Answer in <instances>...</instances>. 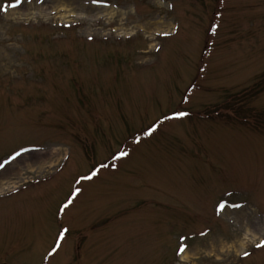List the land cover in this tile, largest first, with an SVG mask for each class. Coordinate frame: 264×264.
Listing matches in <instances>:
<instances>
[{"label":"rangeland","instance_id":"374dc122","mask_svg":"<svg viewBox=\"0 0 264 264\" xmlns=\"http://www.w3.org/2000/svg\"><path fill=\"white\" fill-rule=\"evenodd\" d=\"M0 164V264H264V0H0Z\"/></svg>","mask_w":264,"mask_h":264},{"label":"bare ground","instance_id":"6f19581e","mask_svg":"<svg viewBox=\"0 0 264 264\" xmlns=\"http://www.w3.org/2000/svg\"><path fill=\"white\" fill-rule=\"evenodd\" d=\"M56 155H58L55 151H48V150H43V151H39V152H36V151H34V152H31V153H29V154H26V155H24V157H26V156H31L30 157V159H36V160H39V162H40V160H42L43 162L44 161H50L51 159H52V157L53 156H56ZM22 158H23V156H22ZM20 159V158H19ZM18 160H16V162H17ZM15 162V163H16ZM28 163H29V167L31 168L32 167V165H31V163L28 161ZM10 166V165H9ZM6 182H2V180H0V190H2V189H4L5 187H6ZM250 230V229H249ZM187 254V253H186ZM185 253L183 254L184 256L186 255ZM187 256V255H186ZM185 256V257H186Z\"/></svg>","mask_w":264,"mask_h":264},{"label":"snow or ice","instance_id":"6c2138e0","mask_svg":"<svg viewBox=\"0 0 264 264\" xmlns=\"http://www.w3.org/2000/svg\"><path fill=\"white\" fill-rule=\"evenodd\" d=\"M213 30H214V29H213ZM173 115H174V116H182V115H185V113L176 112V113H174ZM151 131H152V129H149V133H150ZM146 134H148V133H146ZM118 155H120V156H124V155H127V153L120 152V153H118ZM5 163H7V162H5ZM0 167H3V165L0 164ZM95 174H96L95 172H92L89 176L81 177V179H91L92 176H94ZM79 191H80V189H79V188H76V189L74 190V192H73V195H75V193H78ZM71 202H72L71 199H69L67 203L70 204ZM65 207H67V204H65ZM220 207H223V204H221ZM64 231H66V229H65ZM63 234H64V233L61 232V233H60V236L62 237ZM181 239L183 240L184 237H181ZM261 245H264V241H261ZM185 247H186V245L182 244V245L180 246V248H179V251H180V252H183ZM56 250H57L56 248H53V249H52V252H55ZM243 255L248 256L249 253H248V252H244Z\"/></svg>","mask_w":264,"mask_h":264}]
</instances>
